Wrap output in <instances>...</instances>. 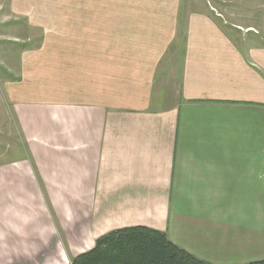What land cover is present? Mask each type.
I'll use <instances>...</instances> for the list:
<instances>
[{"label": "crops", "instance_id": "1", "mask_svg": "<svg viewBox=\"0 0 264 264\" xmlns=\"http://www.w3.org/2000/svg\"><path fill=\"white\" fill-rule=\"evenodd\" d=\"M11 1L73 29L3 84L24 148L0 161V264H69L135 225L214 264L264 258V0Z\"/></svg>", "mask_w": 264, "mask_h": 264}, {"label": "rangeland", "instance_id": "2", "mask_svg": "<svg viewBox=\"0 0 264 264\" xmlns=\"http://www.w3.org/2000/svg\"><path fill=\"white\" fill-rule=\"evenodd\" d=\"M13 5L15 6L11 0H0V151L2 152L0 154V161L13 158L16 153L19 154L21 149L24 148L23 141L20 139L19 131L17 133V129L14 128L13 125L14 123L10 121V106L9 102L7 101L9 99L7 94H5V89L3 86L5 80L10 77H16L18 79V85H23L24 82L22 79L26 77V67L24 64H26L27 55L32 49L40 48L42 35L45 36L46 33H52L54 34L53 36H55L56 34L55 37L50 36L51 38L48 39L51 42L54 41L53 44L57 46V34H70L72 33L73 29V27L62 26H29L24 24L23 21L19 23L20 21L16 20L15 16L20 19V17H22L20 16L21 13L16 14V12L21 11H15V7L11 8ZM194 45L195 43L193 42L170 43L165 51L166 56H164V63L168 64L170 60L173 61L172 58L177 55L179 67L183 52ZM239 46L242 50L249 49L250 47L253 48V41H241ZM27 50H29V52H27ZM11 62H16L18 66L17 75H15V73L10 74L9 72V68L12 65ZM34 76L36 77L37 74H34ZM20 81L22 82L20 83ZM175 84L176 82L170 77L169 74L163 76V82H161V85L163 88H166L168 92L172 91L173 87H175Z\"/></svg>", "mask_w": 264, "mask_h": 264}, {"label": "trees", "instance_id": "3", "mask_svg": "<svg viewBox=\"0 0 264 264\" xmlns=\"http://www.w3.org/2000/svg\"><path fill=\"white\" fill-rule=\"evenodd\" d=\"M69 264H214L169 239L166 232L143 225L112 229ZM242 264H264V258Z\"/></svg>", "mask_w": 264, "mask_h": 264}]
</instances>
